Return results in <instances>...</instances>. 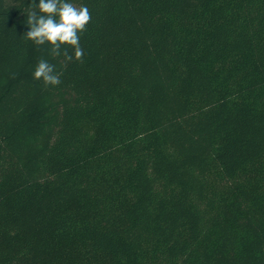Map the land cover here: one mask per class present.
Returning a JSON list of instances; mask_svg holds the SVG:
<instances>
[{
    "label": "trees",
    "instance_id": "trees-1",
    "mask_svg": "<svg viewBox=\"0 0 264 264\" xmlns=\"http://www.w3.org/2000/svg\"><path fill=\"white\" fill-rule=\"evenodd\" d=\"M70 2L82 63L0 0V264H264V0Z\"/></svg>",
    "mask_w": 264,
    "mask_h": 264
},
{
    "label": "clouds",
    "instance_id": "clouds-1",
    "mask_svg": "<svg viewBox=\"0 0 264 264\" xmlns=\"http://www.w3.org/2000/svg\"><path fill=\"white\" fill-rule=\"evenodd\" d=\"M26 16L29 30L24 36L27 40L38 47L47 45L49 55L53 58L63 56L65 64L73 59L83 62L85 53L80 35L91 20L87 6H76L70 0H39L38 4L32 0ZM61 75L56 65L43 58L33 73L34 79L42 80L45 86L59 85Z\"/></svg>",
    "mask_w": 264,
    "mask_h": 264
}]
</instances>
